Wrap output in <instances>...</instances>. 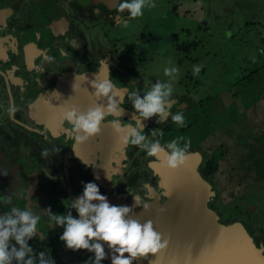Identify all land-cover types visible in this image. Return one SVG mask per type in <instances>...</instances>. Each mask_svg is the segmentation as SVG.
I'll return each mask as SVG.
<instances>
[{
    "label": "flooded vegetation",
    "instance_id": "flooded-vegetation-1",
    "mask_svg": "<svg viewBox=\"0 0 264 264\" xmlns=\"http://www.w3.org/2000/svg\"><path fill=\"white\" fill-rule=\"evenodd\" d=\"M121 2L0 0V215L13 206H27L41 215L37 228L42 233L29 245L36 253L46 251L55 264H86L94 258L86 250L67 249L59 239L63 229L48 227V218L40 211L51 208L53 213L66 214L64 203L82 195L85 183L95 182L114 204L133 206L132 196L147 205L166 200L163 179L156 170L163 156L149 157L137 146L120 143L110 124L114 119L122 125L132 119L129 91L139 90L143 96L149 91V82L158 81L149 78L150 69L141 64L139 56L132 60L125 55L131 46L148 44L150 37L133 35L128 12L118 11ZM49 56L54 58L52 62L47 60ZM95 78L114 84L123 113L120 117L107 115L100 135L78 144L63 116L72 106L86 111L95 103L107 104V98L97 101L92 95ZM195 81L180 84L179 91L172 94L170 111L182 112L186 126L176 125L171 116L166 123L153 117L142 122L144 134L149 140L159 139L162 145L179 137L190 139L188 154H200L197 169L214 192L207 207L216 212L220 223L241 222L224 217L218 200L224 189L214 185L217 175L207 169L208 159L219 157L223 148L213 139L212 99H198ZM155 129L156 135H150ZM159 130H163L162 136ZM228 132L223 124L220 138L228 137ZM72 213L77 216L75 210ZM258 245L262 247L261 242ZM101 264L111 263L107 258Z\"/></svg>",
    "mask_w": 264,
    "mask_h": 264
},
{
    "label": "rangeland",
    "instance_id": "rangeland-1",
    "mask_svg": "<svg viewBox=\"0 0 264 264\" xmlns=\"http://www.w3.org/2000/svg\"><path fill=\"white\" fill-rule=\"evenodd\" d=\"M152 2L156 7L132 19L133 35L148 34V44L131 46L125 55L139 56L149 78L171 83L173 93L196 80L198 99H212L213 139L221 148L234 149L219 166L218 181L213 180L225 187L224 197H218L221 210L246 225L264 254V0ZM170 67L179 69L172 77L164 73ZM223 124L229 129L224 139L219 136Z\"/></svg>",
    "mask_w": 264,
    "mask_h": 264
},
{
    "label": "clouds",
    "instance_id": "clouds-1",
    "mask_svg": "<svg viewBox=\"0 0 264 264\" xmlns=\"http://www.w3.org/2000/svg\"><path fill=\"white\" fill-rule=\"evenodd\" d=\"M154 7L156 5L152 0H122L118 11L126 10L129 18L135 19L143 16L145 8ZM53 59L51 56L47 57L49 62ZM102 63L107 65L105 60ZM178 71L179 69L175 67L164 69L165 75L169 77ZM199 71V67L194 68V74ZM91 86L95 89L92 95L96 100L107 98V104L95 103L86 111L72 106L63 116L71 125L73 138L78 144L99 136L102 122L107 115L120 117L123 113L116 99L118 93L110 80L95 78L91 81ZM72 87L75 91L77 86L73 83ZM172 94L171 83L159 81L152 84L150 90L143 93V96L139 90L129 91L128 99L134 110L132 119L123 125L119 119H114L110 124L120 143L137 146L149 157L162 155L164 165L175 171L187 160L191 140L179 137L162 145L159 139L149 140V135L144 134L145 125L142 123L153 117H159V123H166L171 116L173 123L180 127L186 126L182 112L172 114L170 111L173 103ZM133 120L135 124L132 123ZM156 131L153 130L150 135L155 136ZM159 131L162 136L163 130ZM182 141L184 143L181 146ZM56 151L59 152V149ZM42 154L46 155V152ZM132 197L134 204L131 207L112 205L108 198L101 194L95 182H87L83 185L82 195L64 203L68 209L66 214L53 213L51 208L40 211L43 216H47L48 227L63 229L59 239L64 242L67 249L94 253V258L90 257L86 264H101L109 255L111 264H133L139 259H147L149 254L157 256L168 248L169 240L155 230L151 220L141 223L132 217L133 207L142 205L144 210L149 207L142 204L140 198ZM6 199L11 203V197ZM72 210H75L77 216H73ZM40 220L41 215L35 214L27 206L23 209L13 206L10 211L0 215V264H55V260L46 251L36 253L29 245V241L41 232L37 228ZM39 238L43 239L44 236L41 235ZM105 244L110 250L109 253L105 252Z\"/></svg>",
    "mask_w": 264,
    "mask_h": 264
},
{
    "label": "water",
    "instance_id": "water-1",
    "mask_svg": "<svg viewBox=\"0 0 264 264\" xmlns=\"http://www.w3.org/2000/svg\"><path fill=\"white\" fill-rule=\"evenodd\" d=\"M200 159V154L193 152L175 171L163 161L156 167L166 200L149 204L147 210L133 207L132 217L141 223L151 220L169 245L157 256L149 254L133 264H264V254L243 224L220 223L216 212L207 207L214 192L197 169ZM104 248L109 253L106 244ZM108 260L111 263L110 255Z\"/></svg>",
    "mask_w": 264,
    "mask_h": 264
},
{
    "label": "trees",
    "instance_id": "trees-1",
    "mask_svg": "<svg viewBox=\"0 0 264 264\" xmlns=\"http://www.w3.org/2000/svg\"><path fill=\"white\" fill-rule=\"evenodd\" d=\"M253 72V71H252ZM251 74L248 76V79L252 82V79H253V74ZM226 154V151L225 149H221V154L219 157H212V158H209L208 161H207V169L209 170L210 173L212 174H217L219 173L218 172V169H219V166L221 165L222 163V157ZM221 190H223L225 187L224 185H221Z\"/></svg>",
    "mask_w": 264,
    "mask_h": 264
},
{
    "label": "crops",
    "instance_id": "crops-1",
    "mask_svg": "<svg viewBox=\"0 0 264 264\" xmlns=\"http://www.w3.org/2000/svg\"><path fill=\"white\" fill-rule=\"evenodd\" d=\"M224 149H225V151H226V154H225L226 157H228V152H229V151H231V153H234V152H233V150H234L233 148L231 149L230 147H227V148H224ZM236 151H238V153H239L241 156H243V153H242V149H241V147H238V150H236ZM247 160H250V158H248ZM259 162H261V160H259ZM244 163L246 164L245 161H242V162L240 163V164L242 165V169H245V168L243 167V164H244ZM248 169L250 170L251 168L248 167V168H247V171H248ZM260 169H261V171H262V168H260ZM247 171H246V173H247ZM261 171H260V172H261ZM252 172H253V170H252Z\"/></svg>",
    "mask_w": 264,
    "mask_h": 264
}]
</instances>
